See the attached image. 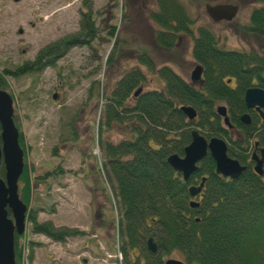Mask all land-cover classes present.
<instances>
[{"label": "trees", "instance_id": "trees-1", "mask_svg": "<svg viewBox=\"0 0 264 264\" xmlns=\"http://www.w3.org/2000/svg\"><path fill=\"white\" fill-rule=\"evenodd\" d=\"M156 2L157 11L152 14L158 26L154 42L160 48L171 49L176 34H190L192 23L177 1ZM260 3L262 6L251 11L244 27L256 38H264V0ZM81 25L79 37L40 50L29 64L31 70L53 68V60H49L62 56L68 46L95 39L89 16L82 14ZM112 31L108 32L111 37ZM191 54L202 70L198 88L165 65L155 67L141 53L138 63L157 77L161 87L143 88L145 73L133 69L124 73L104 96L96 143L102 156L104 181L111 186L119 209V232L121 236L124 234L117 251L122 255L125 249L140 251L144 264H162L163 257L172 252L180 254L186 264H264V181L252 172L249 162L254 141L264 148V121L256 113L247 112L243 103L247 89L264 90V52L223 49L207 27H199ZM3 86L0 79V89ZM217 102L226 108L230 130L214 112ZM182 107L194 109L196 118L186 120L180 111ZM245 113L250 117L248 126L239 121ZM113 126L121 134L117 141L106 137ZM192 129H197L206 140L216 137L226 143L227 156L245 167L237 179L215 175L208 154L186 182L172 171L165 161L171 155L182 157ZM232 131L239 132V137L232 138ZM201 179H204L202 190L197 197L190 198L188 188L198 186ZM18 182L23 185L19 192L24 199L29 195L24 170ZM191 201L197 207L191 208ZM7 215L10 217L9 211ZM26 217L33 234L52 242L80 234L55 229L49 222L37 223L32 210L27 211ZM17 239L15 235L14 254L18 263ZM146 240L155 245V254L145 251ZM134 264L139 263L136 260Z\"/></svg>", "mask_w": 264, "mask_h": 264}, {"label": "rangeland", "instance_id": "rangeland-1", "mask_svg": "<svg viewBox=\"0 0 264 264\" xmlns=\"http://www.w3.org/2000/svg\"><path fill=\"white\" fill-rule=\"evenodd\" d=\"M177 2L191 20L192 35L185 34L171 49H163L154 42L156 0H0V79L13 101L12 120L29 183V195L23 199L19 192L23 185L18 182L19 199L34 212L37 223L81 234L55 243L33 234L26 217L16 241L20 258L15 264L124 263L117 252L119 209L101 172L96 127L103 118L105 94L124 73L138 69L146 75L143 88L161 87L157 77L138 63L139 54L188 82L196 67L192 36L199 27H207L223 49L264 52V38L244 30L251 11L262 5L260 0ZM213 3L235 4L236 16L230 22H210L203 6ZM82 14L93 22L95 39L68 46L53 68L32 71L29 64L40 50L79 37ZM194 86L198 88L197 83ZM232 132V138L239 137ZM106 137L119 140L117 126ZM163 260L184 263L175 252Z\"/></svg>", "mask_w": 264, "mask_h": 264}, {"label": "water", "instance_id": "water-1", "mask_svg": "<svg viewBox=\"0 0 264 264\" xmlns=\"http://www.w3.org/2000/svg\"><path fill=\"white\" fill-rule=\"evenodd\" d=\"M204 13L212 23L230 22L237 14L238 7L230 3H213L203 6ZM202 70L196 66L191 73L190 80L195 83L200 80ZM229 83V82H227ZM140 90L134 92V96ZM55 100V96L52 97ZM243 103L247 110H254L261 120H264V90L249 88L244 92ZM182 114L188 121L196 117L194 109L182 107ZM216 115L222 117L223 123L229 128L226 112L223 107L215 109ZM12 99L3 90H0V165L3 167V179L0 178V264L14 263V235H21L24 230L26 206L19 200L17 194V182L23 169V153L18 145V131L14 126ZM240 122L249 125L248 115L240 117ZM259 157L252 154L254 161L253 172L257 176L262 175L264 166V150H258ZM208 154L214 163L215 175L230 180L237 179L244 171L236 160L226 154V144L219 138H210L206 141L196 130L190 132V142L184 147L182 157L171 155L166 159V164L175 173L180 174L183 182L197 170L198 163ZM204 179L200 180L197 187L188 188L190 198L196 197L203 186ZM197 203L191 201V208L197 207ZM10 213V219L7 216ZM147 252L155 254L156 248L151 240L146 243ZM162 264H182L176 261H165Z\"/></svg>", "mask_w": 264, "mask_h": 264}, {"label": "flooded vegetation", "instance_id": "flooded-vegetation-1", "mask_svg": "<svg viewBox=\"0 0 264 264\" xmlns=\"http://www.w3.org/2000/svg\"><path fill=\"white\" fill-rule=\"evenodd\" d=\"M175 1H177V0H175ZM177 3H179V2H177ZM180 4V3H179ZM181 5V4H180ZM182 6V5H181ZM262 6V5H261ZM183 7V6H182ZM184 9V8H183ZM155 13V12H154ZM187 14V13H186ZM189 17V16H188ZM185 34H187V33H178V34H176V41L178 40V42H179V40H180V38L182 37V36H185ZM193 40H194V38L192 39V47H193ZM192 49V48H191ZM192 51V50H191ZM63 56V55H62ZM59 58L57 57H55V58H51V60H49V61H52V63H55L57 60H58ZM48 68V67H47ZM57 93V92H56ZM246 111L247 112H253V113H256L254 110H247L246 109ZM245 114H247L248 115V117H249V114L248 113H245ZM226 115H227V111H226ZM249 121H250V117H249ZM238 134H239V132H238ZM251 139H253V135H252V137H251ZM224 142V141H223ZM261 149H264V148H262V147H260V146H258V143H257V141H254L253 142V145H252V148L250 149V158H249V162H250V164H251V169L253 168V165H254V161L253 160H251V158H252V154H255L257 157H259V153H258V150H261ZM226 153H227V147H226ZM253 172V171H252ZM263 174H264V166L262 167V177H261V179L263 178ZM199 195V194H198ZM81 235V234H80ZM124 234H122V236H123ZM121 235H120V237H122ZM72 237H75V236H72ZM67 239H71V237H65V239H63L62 241H60V242H55V243H63L64 241H66ZM146 242H147V240L145 241V251L147 252V247H146ZM122 246V241L120 242V246L119 247H121ZM119 249V248H118ZM117 249V250H118ZM118 252V251H117ZM120 253V252H119ZM123 257H124V263L123 264H134L135 263V261L137 260V262L139 263V264H144V260H143V258L141 257V255H140V251H137V250H135V249H133V250H126L125 249V251H124V254H123ZM83 264H86V263H84L83 262Z\"/></svg>", "mask_w": 264, "mask_h": 264}]
</instances>
